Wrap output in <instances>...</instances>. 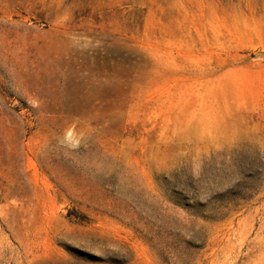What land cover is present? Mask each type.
<instances>
[{"label":"rangeland","instance_id":"374dc122","mask_svg":"<svg viewBox=\"0 0 264 264\" xmlns=\"http://www.w3.org/2000/svg\"><path fill=\"white\" fill-rule=\"evenodd\" d=\"M0 264H264V0H0Z\"/></svg>","mask_w":264,"mask_h":264}]
</instances>
